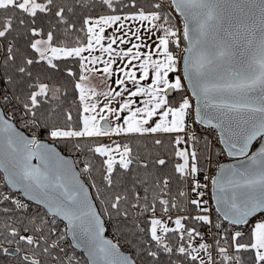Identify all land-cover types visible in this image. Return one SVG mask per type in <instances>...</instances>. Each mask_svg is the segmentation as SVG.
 <instances>
[{
  "label": "snow or ice",
  "instance_id": "obj_1",
  "mask_svg": "<svg viewBox=\"0 0 264 264\" xmlns=\"http://www.w3.org/2000/svg\"><path fill=\"white\" fill-rule=\"evenodd\" d=\"M0 172V264H264V0H0Z\"/></svg>",
  "mask_w": 264,
  "mask_h": 264
},
{
  "label": "built area",
  "instance_id": "obj_2",
  "mask_svg": "<svg viewBox=\"0 0 264 264\" xmlns=\"http://www.w3.org/2000/svg\"><path fill=\"white\" fill-rule=\"evenodd\" d=\"M172 15H173V18L175 20V24H177L179 27L182 28V26H183V23H182L183 22V17H181L180 14L175 12V11L172 12ZM182 46L186 47V42L185 41H182ZM184 83H185V81H184ZM185 85H186V83H185ZM186 91H187L188 95L190 96L191 93L189 92V89L186 88ZM191 98L193 100V105H194L195 104L194 97H191ZM204 127H206V126H198L197 127V131H200ZM213 131H216V130H213ZM28 132L31 133L30 131H28ZM204 139L205 140H210L212 142V144L216 146V150L217 151H219L220 148L222 147V145L217 143L218 132H217V138L216 139H213L212 136L209 133L205 132L204 133ZM201 142H203V141H201ZM72 155L74 156L75 159H77V154L76 153L72 152ZM226 155H227L226 152H224L223 155L215 157L213 162L210 165H208L209 172L207 174L209 176L214 177L215 171L218 168L219 164L225 162L228 159V156H226ZM78 168H79V166H78ZM0 176H1V174H0ZM205 198L209 200V203L211 205L215 204V201H214L213 196H212V186L210 184H209V188L206 190V197Z\"/></svg>",
  "mask_w": 264,
  "mask_h": 264
},
{
  "label": "water",
  "instance_id": "obj_3",
  "mask_svg": "<svg viewBox=\"0 0 264 264\" xmlns=\"http://www.w3.org/2000/svg\"><path fill=\"white\" fill-rule=\"evenodd\" d=\"M186 46H187V41H186ZM185 83L187 85V81L185 80ZM189 92L191 93V89H189ZM195 100V98H194ZM195 105V104H194ZM18 131H20L24 136H27L28 138H31L32 134L29 133L28 131H26L25 129H23L21 126L18 127ZM45 142L47 143H50V141H47L45 139ZM53 147H55L56 151L60 153V155L64 156L66 159L68 160H75L74 156H72L71 154H67L65 153L62 149L59 148V146L57 144H54ZM223 147V146H222ZM226 152V150H225ZM227 154V153H226ZM228 156V155H226ZM229 157V156H228ZM245 158L244 157H229L228 160H226L225 162L219 164L218 168L216 169L215 171V174H214V177L217 176L220 172V166H226V165H231V164H239L241 161H243ZM32 163L33 164H39L40 161L38 159H33L32 160ZM77 171H79V168L77 166ZM214 199V198H213ZM215 201V200H214ZM34 203V202H33ZM105 237L107 239H111L113 240L114 243H116V241L114 239H112L113 237L110 236L108 233H107V230L105 232ZM69 240H71V236H69ZM77 250L81 251V253H83L87 259V253L84 252V250L82 248H78ZM122 252H124L125 254H127V250H125L123 247L120 249Z\"/></svg>",
  "mask_w": 264,
  "mask_h": 264
},
{
  "label": "trees",
  "instance_id": "obj_4",
  "mask_svg": "<svg viewBox=\"0 0 264 264\" xmlns=\"http://www.w3.org/2000/svg\"><path fill=\"white\" fill-rule=\"evenodd\" d=\"M172 17H173V15H172ZM173 23H175L174 18H173ZM19 126H21L23 129H25L24 126H23L22 124L19 125ZM25 130H26V131H29V130H27V129H25ZM31 134H32V133H31ZM42 139H46V138H43V137H42ZM202 143H203V142H201V144H202ZM56 144H57V145L59 146V148L62 149L65 153H67V154H71V153H72L68 148L65 147L64 144H61V143H56ZM220 149H222V147H221ZM0 174H1V176L3 175L2 172H0ZM91 191H94V189H92ZM107 233H108L110 236L113 237L112 239H114V240L116 241L117 234L115 233V230L111 228L110 225L107 226ZM123 248H124L125 250H127V248H125V247H123ZM127 251H128V250H127ZM76 255L79 256L81 259H86L85 255H84L83 253H81V251H79V250H77V249H76Z\"/></svg>",
  "mask_w": 264,
  "mask_h": 264
},
{
  "label": "crops",
  "instance_id": "obj_5",
  "mask_svg": "<svg viewBox=\"0 0 264 264\" xmlns=\"http://www.w3.org/2000/svg\"><path fill=\"white\" fill-rule=\"evenodd\" d=\"M108 32L109 33H111V29H108ZM102 67V66H101ZM102 78H99L97 81H95L96 83H100V80H101ZM137 103L139 104L140 102H139V100L137 101Z\"/></svg>",
  "mask_w": 264,
  "mask_h": 264
},
{
  "label": "rangeland",
  "instance_id": "obj_6",
  "mask_svg": "<svg viewBox=\"0 0 264 264\" xmlns=\"http://www.w3.org/2000/svg\"><path fill=\"white\" fill-rule=\"evenodd\" d=\"M103 99V98H102ZM104 102H106V101H104ZM203 144V143H202Z\"/></svg>",
  "mask_w": 264,
  "mask_h": 264
}]
</instances>
